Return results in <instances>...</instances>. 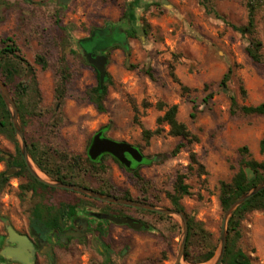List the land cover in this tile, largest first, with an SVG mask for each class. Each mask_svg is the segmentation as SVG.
<instances>
[{
  "label": "rangeland",
  "instance_id": "1",
  "mask_svg": "<svg viewBox=\"0 0 264 264\" xmlns=\"http://www.w3.org/2000/svg\"><path fill=\"white\" fill-rule=\"evenodd\" d=\"M28 1L0 0V42L12 38L36 75L39 94L35 96L29 91L24 100L36 114L27 128L28 141L84 155L93 135L106 127L105 137L126 142L146 159L155 160L146 164L144 159L137 167L140 176L152 183L149 200L155 196L158 200L155 206L160 208L172 209L166 192L172 193L177 175L182 174L190 195L182 197L180 204L186 217L199 223L217 243L215 256L202 263L213 264L224 214L219 206L220 184L229 182L236 172L239 148L245 146L250 158L264 160V153L259 151L264 118L229 114V93L235 95L239 105L264 102V66L252 62L246 53L247 37L229 26L246 23L245 0H211L228 25L207 14L199 0H139L137 8L132 6L134 0H70L66 4L57 0ZM130 7L133 11L129 20L133 25L122 19L123 12ZM255 21L264 64V0H259ZM94 28L103 30L90 37ZM132 29L134 37L128 38L126 31ZM115 44L125 47L129 56L122 49L109 50ZM105 50L109 83L104 102L106 111L99 113L85 97L86 90L95 86L97 80L94 70L82 61L81 53L96 56ZM61 54L70 70L62 104L56 103L54 97ZM36 55L47 60V70L35 64ZM170 66L178 83L170 77ZM148 67L155 80L143 73L142 69ZM228 67L233 75L228 84L229 93H223L217 84ZM179 84L191 90L189 97L182 94ZM204 84H209L214 93L207 106L201 104L206 95ZM241 86L247 93L245 99L240 96ZM191 100L200 105L194 120L189 116ZM159 104L177 105V120L197 136L198 142L172 156L174 147L184 141L169 136L168 127L164 126L163 134L153 137L146 145L142 131L156 128V119L162 115ZM54 121L60 124L55 126ZM16 148L15 135L12 139L0 133V150L8 156L0 163V173L4 172L8 179L0 192V239L6 235L5 222L27 233L34 204L31 192L20 195L19 186L26 184L27 179L15 176L18 169L5 176L13 168L7 162L16 155ZM192 155L198 164L192 163ZM106 164L110 169L108 177L116 188L128 191L132 198L139 197L124 171L109 159ZM60 197L71 199L60 194L54 198ZM82 207L98 211L100 206L87 202ZM127 208L120 215L144 222L149 228L136 231L111 225L102 240L108 252L100 248L96 237L88 236L57 244L51 260L40 255L38 264H174L181 236L180 219ZM238 247L251 264H264V210L248 214L241 222ZM179 264L189 263L182 259Z\"/></svg>",
  "mask_w": 264,
  "mask_h": 264
},
{
  "label": "trees",
  "instance_id": "2",
  "mask_svg": "<svg viewBox=\"0 0 264 264\" xmlns=\"http://www.w3.org/2000/svg\"><path fill=\"white\" fill-rule=\"evenodd\" d=\"M138 1L139 0L133 1L132 6L134 8H137ZM199 1L207 14L212 15L221 21L224 20L217 13L211 0ZM258 3L259 0H245V8L247 11L246 23L240 26H229L234 32H237L243 37H247L248 47L246 48V53L252 62L255 64H262L264 66L261 54L262 42L256 35L255 17ZM131 11H133L131 7L125 10L123 12L122 19H124L126 23H131L133 25L132 21L129 20ZM56 22L58 23L59 21L56 20ZM222 22L228 25L225 21ZM99 30L103 29L94 28L90 33V37L94 32ZM134 33L135 31L133 29L132 31H126L128 38L134 37ZM111 49H122L125 51L126 55L129 56L126 48L122 45L115 44L109 48V50ZM81 57L82 61L88 65L83 53H81ZM34 62L43 71L47 70L49 67L47 60L41 55H36ZM91 68L95 72L97 83L95 86L86 90L85 97L88 102L95 107L97 112L105 113L106 110L104 102L107 95L109 77L106 75V81L104 82L102 89H100L98 73L93 67ZM142 70L150 80H155L150 67ZM232 75L233 70L231 67H228L217 84L220 92L229 93L228 84ZM170 77L174 82L178 83V80L173 73L172 66H170ZM69 80V66L64 54H61L54 86V97L56 103L62 104L63 100L66 98ZM0 81L5 85L16 106L30 160L38 171L46 175L48 178L63 184L81 186L100 194L116 198L135 200L153 206L157 205L156 203H158V200L155 196H153L155 199L151 201L148 197L150 190L152 189V183L140 176L138 167L133 170H127L110 155L105 154L102 155L99 160L91 161L87 153L84 155L70 154L66 151H59L52 146L41 145L38 142L28 141L29 138H27V128L30 126L32 119L36 116V114L33 108L27 106V103L24 102V100L29 91H32L35 96L39 94V91L33 67L23 57L20 48L10 37H6L0 42ZM180 89L182 94L189 97L191 91L189 88L180 85ZM203 92H205L206 95L202 97L201 104L207 106L210 100H212L214 93L210 91L209 84H204ZM240 96L242 99H245L247 96L246 90L242 86L240 87ZM228 99L230 102L229 114L231 116L238 115L243 117L264 118V102L255 106L239 105L235 95L232 93L228 94ZM191 104L192 106L189 116L190 119L194 120L200 112V105L194 100H191ZM158 106V110L162 112V115L158 116L156 119V128L154 130L142 131V138L146 145L150 143V140L153 137H159L163 134L164 126L168 127L169 136L179 138L184 141V143H179L174 147L171 151L172 156H175L187 145L198 142L197 136L192 134L184 123L177 120V105L167 106L165 104H159ZM58 124L60 123L54 121L55 126H58ZM105 129L106 127H102L101 132L103 133V130ZM0 133L14 139V132L10 123L9 115L1 97ZM238 151L240 159L238 161V168L236 172L229 182H222L220 184L219 206L223 212H225L228 207L242 194L264 181V160L259 162L250 158L248 149L245 146L239 148ZM259 151L260 153H264V130L263 136L259 141ZM2 154L3 153L0 150V163L5 162ZM106 159H109L120 170L124 171L129 181L139 192V197L132 198L128 191L118 190L116 188L108 177L110 169L108 164H106ZM145 160L146 164L155 162L152 158H145ZM191 161L194 164H198L194 155L191 156ZM7 165L8 167L18 169L15 175L16 177L24 176L27 179L26 184L19 186L20 195L22 196L28 192L32 193L34 204L29 214V231L41 238L52 229L57 228L58 223L61 220L69 219L75 216L77 210L82 207L83 203L91 202L98 204L100 206L99 210L107 212L111 215H120L121 211L128 209L127 207L89 199L69 191L54 189L38 182L29 175L17 148L16 155L12 156V158L7 162ZM184 178L185 177L182 174L177 175L172 193L166 192V198L170 201L172 209L176 211H183L180 200L182 197L190 195L189 187L184 183ZM7 182L8 179L4 177V172H1L0 192L3 190ZM57 194L70 196L71 199H65L62 197L55 199L54 197ZM263 210L264 190L245 201L232 213L227 222L226 248L220 264H251L249 257L238 247V242L241 239V222L248 214ZM146 213L157 215L162 218L166 217L153 212ZM187 222L188 233L182 258L183 261L189 264H202L210 261L215 256L217 243H214L211 240L209 233H207L199 223H196L190 218H187ZM97 233L100 234L102 240H104V233L100 230L97 231ZM96 240L100 242L102 250L104 252H108V246L104 245L98 238H96Z\"/></svg>",
  "mask_w": 264,
  "mask_h": 264
},
{
  "label": "water",
  "instance_id": "3",
  "mask_svg": "<svg viewBox=\"0 0 264 264\" xmlns=\"http://www.w3.org/2000/svg\"><path fill=\"white\" fill-rule=\"evenodd\" d=\"M58 1L61 4H66L70 0H58ZM84 57L88 65L93 67L98 73L99 87L100 89H102L103 84L106 81V75H107L106 74L107 57L104 54H97L96 56H92L91 54L85 55V53H84ZM0 97L7 109L10 123L17 140L20 155L22 157V160L29 175L32 178H34L38 182L48 187L77 193L87 198L100 201L103 203L140 209L148 212L162 214L165 216H173V215L177 216L180 219L181 236H180L178 254L174 264H179V262L183 258L185 245H186V238L188 233L187 217L183 211H176L168 208H160L144 202H138L135 200L121 199L113 196L103 195L91 189H87L72 184H63L61 182L48 178L46 175L38 171L34 167L32 161L30 160L27 151V145L19 122L16 106L13 100L11 99L8 90L1 81H0ZM105 154L110 155L111 157L116 159L119 162V164L127 170L130 169L132 162L133 164L134 163L140 164L144 160L143 155L136 147L126 142H118L110 138H107L103 135L101 131H99L93 135L89 148L87 150V155L91 161H97L102 155ZM2 156L4 159H8V156L4 154H2ZM15 171L16 168H11L7 171L5 176H8ZM37 172H39L42 177L38 176ZM263 190H264V181L258 184L257 186L253 187L249 191L245 192L244 194H242L224 212L220 226L219 249L213 264H220L224 256L226 241H227L226 238L227 222L228 219L231 217L232 213L245 201H247L248 199H250L251 197L255 196L256 194L260 193ZM91 215L96 219L102 220L104 222H111L114 225H126L132 230L137 231L143 228V224L141 222H138L136 219L130 217H125V216L116 217L105 213H92ZM5 232L6 235L2 239H0V262H7V263L16 262L19 264H32L34 257V247L28 236L18 233L8 222H5ZM71 235L72 237L75 238H81L83 236V234H79V233H75ZM99 238L101 239L100 236ZM34 239L37 242H39L40 245H43V242L40 240L39 237H35ZM65 242H63V245L65 244Z\"/></svg>",
  "mask_w": 264,
  "mask_h": 264
},
{
  "label": "flooded vegetation",
  "instance_id": "4",
  "mask_svg": "<svg viewBox=\"0 0 264 264\" xmlns=\"http://www.w3.org/2000/svg\"><path fill=\"white\" fill-rule=\"evenodd\" d=\"M105 51H103V52L101 51L98 54H104L105 55ZM144 159H145V157H144ZM142 163H143V161L140 164H137L136 167L141 165ZM136 167L133 166V162H132L130 169H128V170H133ZM94 212L106 213V212L101 211V210L92 211L88 208L81 207L77 210L75 216H73L69 219L61 220L58 223L57 228L52 229L49 233L45 234L42 238L36 234H32L29 231V229L27 230V233H21V232L16 230L18 233L28 236V238L32 242V245L34 247V257H33L32 264H38V260H39L40 255H43V256L47 257L49 260H51V258L53 256V252L56 248V245L57 244L63 245V242H65V241H66L65 242V244H66L67 242H70L71 240L83 239V238L88 237V236L96 237L100 241H102V237L100 234L97 233V231L100 230L102 233H104L103 237H105L106 229L109 226L114 225V224H112L111 222H104L102 220L96 219L95 217H93L91 215ZM107 214H109V213H107ZM109 215H111V214H109ZM113 216L124 217V216L119 215V214L113 215ZM125 217H127V216H125ZM137 221L141 222L139 220H137ZM141 223L143 224V228H141V229H148L149 228V226L146 223H144V222H141ZM122 226L127 227L126 225H122ZM75 233L83 234V236L81 238L72 237L71 234H75ZM99 236L101 237V239L99 238ZM35 237H39L40 240L43 242V245H40L39 242H37L34 239ZM100 248H99V250H100ZM13 263H16V262H13ZM16 264H19V263H16Z\"/></svg>",
  "mask_w": 264,
  "mask_h": 264
},
{
  "label": "bare ground",
  "instance_id": "5",
  "mask_svg": "<svg viewBox=\"0 0 264 264\" xmlns=\"http://www.w3.org/2000/svg\"><path fill=\"white\" fill-rule=\"evenodd\" d=\"M38 176L42 177L41 174L39 172H37Z\"/></svg>",
  "mask_w": 264,
  "mask_h": 264
}]
</instances>
